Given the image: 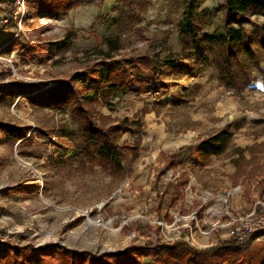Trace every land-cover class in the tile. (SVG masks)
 <instances>
[{"label":"rangeland","instance_id":"374dc122","mask_svg":"<svg viewBox=\"0 0 264 264\" xmlns=\"http://www.w3.org/2000/svg\"><path fill=\"white\" fill-rule=\"evenodd\" d=\"M187 1L112 0L108 4L106 0L104 5V0H94L97 17L87 25L88 13L73 11L78 5L58 16H48L36 14V0H29L20 33L14 22L0 25L4 31L0 32V125L24 131L12 140L0 131V242L35 248L56 244L100 256L122 252L130 245L176 244L190 248L185 240L190 232L197 239L207 236L199 221L200 199L191 200L188 184L184 183L185 169L191 166L186 159L190 149L181 151V145L187 140L186 130L193 128L209 136L204 133L208 126L215 130L223 123H244L248 113L247 126L242 129L257 138L264 136V79L245 53L241 56L255 78V87L239 97L220 85L213 55L206 51L194 78L176 79L174 72L165 74L161 81L171 87L161 90L157 97L150 90L152 84H148L142 94L121 90L107 102L90 106L94 121L106 128L123 121H139L142 125L140 131L123 128L126 132L118 145L133 147L139 143V150L134 162L129 155L121 160L125 173L120 176L97 163L81 164L79 118L72 116L71 107L32 105L26 95L10 103L3 89L47 88L69 82L78 73L90 77L115 69L130 79L152 80L154 70L160 73L172 57L181 53L179 29ZM197 1L203 35H222L223 1ZM5 2L6 8L0 6L3 12L12 8L10 0ZM145 2L148 4L138 14V23L129 25L123 20L118 24L121 13L140 10L133 3ZM251 20L264 23V15L252 16ZM116 37L121 50L103 66L97 65L103 61L97 53L105 49L103 39ZM51 45L63 51H51ZM259 57L264 68V52ZM71 87L79 94L89 91L76 83ZM173 95L186 103L168 104ZM228 98H238L241 108L236 118H227L226 114L220 120L210 105L218 99L224 106ZM200 101H206L208 107H202ZM189 102L198 104L189 106ZM202 114L203 119H197ZM255 209L258 212L259 205ZM139 263L152 264L154 260L142 259Z\"/></svg>","mask_w":264,"mask_h":264},{"label":"trees","instance_id":"16d2710c","mask_svg":"<svg viewBox=\"0 0 264 264\" xmlns=\"http://www.w3.org/2000/svg\"><path fill=\"white\" fill-rule=\"evenodd\" d=\"M222 1L224 7L223 34L219 36L203 35L204 23L197 13L198 1H187L184 22L179 29L181 53L172 57L168 66L164 67L160 73L154 70L152 80L130 79L124 72L115 69L102 74H93L90 77L86 73H78L73 75L69 82H59L47 88L11 86L3 89L6 90L10 103L26 95L32 105H48L55 108L71 107L72 116L79 118L81 138L79 161L81 164L97 163L99 167L113 175H124L125 171L120 162L127 155L130 157V162H134L138 158L139 143L133 147L127 143L118 145L119 138L126 132L123 128L140 131L142 125L139 121L136 123L123 121L106 128L94 121L88 110L91 109L90 106L107 102L121 90L142 94L145 92L144 86L148 84H152L150 90L157 97L161 90L168 91L171 87L169 83L161 81L165 74L174 72L176 79L194 78L198 72L199 60L206 51L213 55L218 82L224 89L230 91L232 96L239 97L246 90H251L252 83L255 82V78L251 76L243 62L242 53L252 59L264 79V68L260 66L259 57V53L264 52V23L251 20L252 16L264 15V0ZM147 4L146 2L145 4L133 3L132 5L139 7L140 10L121 13L117 19L118 24H123L121 23L123 20L129 25L138 23L141 20L138 14L142 11V7L146 8ZM76 5L78 3L75 0H36L34 11L36 14L46 13L48 16H58L60 12L69 11ZM56 46L58 45H51L48 49L55 52L63 51V49H56ZM103 46L105 49L97 52L103 60L97 64L101 66L121 50L120 39L105 38ZM195 54L197 58L194 60ZM147 66L150 67L149 63ZM73 83L89 88V91L79 94L71 87ZM182 103L186 102L176 95L171 96L168 101L170 105ZM0 131L8 135L7 140L18 139L24 133L8 125H0ZM233 135L234 132L230 126H225L203 138L193 150V165L203 168L209 163L211 157L222 155L228 148ZM186 149L190 147H184L181 151ZM170 165L173 166V163ZM184 183H187V179H184ZM236 245L238 244L232 240L218 242L215 247L206 250L180 248L176 244L130 245L122 252H106L95 256L88 252L66 249L56 244L35 248L31 245L19 247L0 242V264H140L139 260L142 259H153L152 264H225L232 252L231 249Z\"/></svg>","mask_w":264,"mask_h":264},{"label":"crops","instance_id":"0c3cea01","mask_svg":"<svg viewBox=\"0 0 264 264\" xmlns=\"http://www.w3.org/2000/svg\"><path fill=\"white\" fill-rule=\"evenodd\" d=\"M78 1L79 5L73 11L79 14L87 12V25H90L97 17L95 2L94 0ZM105 3L106 0L103 4ZM111 3L112 0H109L108 4ZM0 6L6 8L7 2L0 0ZM5 10L9 12L8 8ZM0 32L4 33L3 26H0ZM253 87L255 86L252 85ZM200 102L202 107H208L206 101ZM197 104L188 103L189 106ZM210 106H214L213 115L220 120H223L226 114H229L227 118H236V113L241 108L238 98H228L224 106L217 99L216 103ZM203 117L202 114V117L200 115L197 119H203ZM248 117L249 113L244 123L243 121L232 125L223 123L216 125L215 130H212V126L204 130V133L211 135L225 126H230L234 135L226 151L220 156L211 157L209 163L203 168L193 165V150L208 134L200 135L194 132L193 128L186 130L187 140L181 145L190 147L186 159L191 166L185 169L186 184H188L191 200L200 199L202 212L199 221L208 233L207 236L197 239L195 234L190 232V237L186 236L185 240L192 249H209L215 247L218 242L227 241V229L219 228V226L223 227L243 219L256 211V205H259L260 209V203L264 204V136L257 138L246 134V130L242 127L247 126L245 123ZM261 120L263 121L264 118ZM223 200H227V203L223 204ZM231 250L225 264H264V237L262 235L251 236L245 244L236 245Z\"/></svg>","mask_w":264,"mask_h":264},{"label":"built area","instance_id":"2783aa9c","mask_svg":"<svg viewBox=\"0 0 264 264\" xmlns=\"http://www.w3.org/2000/svg\"><path fill=\"white\" fill-rule=\"evenodd\" d=\"M29 0H10L12 6L9 12L0 10V25L7 24L9 21L15 23V30L20 33L22 30L23 21L27 15ZM42 18H45L43 16ZM123 167V163H121ZM226 201L224 200V204ZM219 228L227 229V238L236 242L238 245H243L254 235H262L264 237V204L260 203L258 212L253 211L247 217L231 222L228 225ZM203 236L204 232H200Z\"/></svg>","mask_w":264,"mask_h":264}]
</instances>
